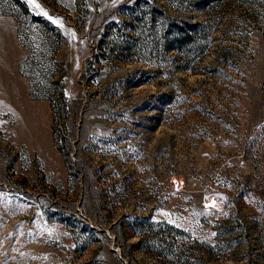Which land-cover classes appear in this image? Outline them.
Here are the masks:
<instances>
[{
	"label": "rangeland",
	"instance_id": "obj_1",
	"mask_svg": "<svg viewBox=\"0 0 264 264\" xmlns=\"http://www.w3.org/2000/svg\"><path fill=\"white\" fill-rule=\"evenodd\" d=\"M171 1L0 0V264H171L138 243L126 214L213 244L197 217L222 207L223 178L243 177L264 206V33L253 28L264 25V0H216L220 25L250 28L208 37L230 63L210 78L169 71V60L159 71L153 26L190 13ZM127 15L145 28L129 59L113 63L119 52L107 47L127 39ZM169 89L181 133L157 103ZM111 182L131 196L110 195ZM240 221L210 264H264V221Z\"/></svg>",
	"mask_w": 264,
	"mask_h": 264
},
{
	"label": "trees",
	"instance_id": "obj_2",
	"mask_svg": "<svg viewBox=\"0 0 264 264\" xmlns=\"http://www.w3.org/2000/svg\"><path fill=\"white\" fill-rule=\"evenodd\" d=\"M171 2L169 4L171 8L184 5L187 10L189 8L190 13L189 15L175 14L169 16L168 25L153 26L152 30L155 34L154 50L159 71L164 69L161 64L169 60V71L180 69L192 75L203 74L210 78V74L215 70L221 69V66H229L227 49H221L220 45L211 43L208 37L217 31H222L225 34L227 32L242 33L244 37L247 36V29L250 28V25H245L244 27L236 25L233 28H230L232 25H220L218 3H216V0H172ZM244 2L246 4L247 1ZM195 9L200 14H207L208 17L196 18L194 16ZM155 12L161 13L158 9ZM127 16V19L123 22L126 24L124 26L127 31L126 33L122 32V35H125L129 40H119L118 43L107 47L109 52H119L116 57L109 58L113 63L129 59V55H124L127 53L123 52H129L136 47L138 37L140 33H143L145 28L143 16ZM244 16L258 18L259 14L247 11ZM157 23L164 24L165 22L157 19ZM253 28L262 30L261 32L264 33V25H254ZM246 46L244 45L243 47L246 48ZM213 53L215 55L213 62L205 63V58ZM171 63H174V65H171ZM208 84L210 82H207ZM173 98V90L161 91L157 94V103L159 107H162V105L165 107V105L169 104V125L174 126V131L181 133L178 125H176L177 121H179L178 117H173L171 114L172 104L176 101ZM180 100L181 98L178 99V101ZM191 104L194 103L191 102ZM205 111L206 114L209 113L208 110ZM197 137L198 135L195 133H190L188 140H196ZM223 179L225 180L223 185H220L219 191L215 193L222 207L218 210L214 208L207 210L205 207H200L203 214L197 217V223L207 226V231L213 232L212 238L215 241V238H217V242L213 244H199L198 241L188 242L186 238L189 239L190 236H193L192 231L185 230L165 221H151L148 216L142 214L139 216L136 214H126L123 220L127 223L131 232L137 236L138 243H145L144 247L149 252H155L159 249L164 255L169 253L171 264H182L184 261L190 262L189 264L201 262L202 264H210V262H215L231 249V245L228 242L224 243L220 240L223 237L229 236L238 228H242L240 227L242 223L240 219L250 214L253 220L264 221V206L261 205L260 200H258L253 193V189L244 178L237 177L234 180L230 178ZM124 181H126L125 177L122 178L121 183ZM130 186L117 191L121 189L122 185H117V182H111L108 185V191L110 195L126 199L128 196H131V192L129 191ZM231 188H233V193L231 192ZM155 226L159 229H155ZM194 227L200 228L198 225ZM178 238L184 239L180 242V245H178ZM196 245L201 250L199 261L194 258ZM247 264L254 263L250 259V262Z\"/></svg>",
	"mask_w": 264,
	"mask_h": 264
},
{
	"label": "snow or ice",
	"instance_id": "obj_3",
	"mask_svg": "<svg viewBox=\"0 0 264 264\" xmlns=\"http://www.w3.org/2000/svg\"><path fill=\"white\" fill-rule=\"evenodd\" d=\"M29 3H32L34 4V6L39 7L38 4H35V0H29ZM44 14L47 15V13H44ZM211 206L214 207V205H211Z\"/></svg>",
	"mask_w": 264,
	"mask_h": 264
}]
</instances>
